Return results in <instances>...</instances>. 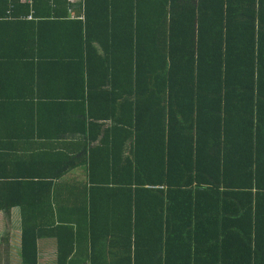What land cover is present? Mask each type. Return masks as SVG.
Wrapping results in <instances>:
<instances>
[{
    "label": "trees",
    "instance_id": "trees-1",
    "mask_svg": "<svg viewBox=\"0 0 264 264\" xmlns=\"http://www.w3.org/2000/svg\"><path fill=\"white\" fill-rule=\"evenodd\" d=\"M5 89L24 94L0 173L21 264L42 235L56 264H264V0H0Z\"/></svg>",
    "mask_w": 264,
    "mask_h": 264
},
{
    "label": "crops",
    "instance_id": "crops-1",
    "mask_svg": "<svg viewBox=\"0 0 264 264\" xmlns=\"http://www.w3.org/2000/svg\"><path fill=\"white\" fill-rule=\"evenodd\" d=\"M79 0H70V2L75 3ZM74 16V15H73ZM24 94L22 92H18V90L10 91L5 89L4 92H0V97L11 98L10 101L0 100V113H2L3 117L0 119V146H3V154L4 156H0V164L2 168L0 173L10 169L6 166H3V162L6 163V158H14L18 160L20 155L23 157L25 142L23 140V128L21 125L17 123H13L7 121L8 115L13 113H17V115L23 121V109L24 104L21 98ZM47 95L46 93L43 96ZM46 97V96H45ZM17 98V99H14ZM45 100L36 101L39 103L40 107H42L43 102ZM47 100L45 102H49ZM47 113L52 114L51 107L47 103ZM53 115V114H52ZM66 138L63 141H56L58 144H62L64 146H69L71 144L70 135H66ZM32 142V141H30ZM45 147L48 149L55 147V141L52 139L50 141H44ZM34 144V145H33ZM40 144V142H33L28 148L32 151L33 148L37 147L35 145ZM6 146H13L11 148H5ZM78 171L80 173H78ZM85 179V173L82 168H74L64 174L61 179L58 180V183H70L74 182H82ZM55 194H60L61 201H56L53 199ZM68 191L65 190V186L62 188L59 187V184L53 183L49 188L44 189L43 193V203H47L46 208L47 211H43L41 217V222L45 227H53V221L49 220V208L48 205H51V212L53 213L54 209L61 204H66L65 199L68 198ZM48 212V213H47ZM21 234H22V221L20 217V208L16 207L11 210L10 220L5 221L2 213L0 212V264H10V257H17L18 263L21 264L20 260V249H21ZM37 264H56V248L54 239L42 235L41 238L37 240Z\"/></svg>",
    "mask_w": 264,
    "mask_h": 264
},
{
    "label": "rangeland",
    "instance_id": "rangeland-1",
    "mask_svg": "<svg viewBox=\"0 0 264 264\" xmlns=\"http://www.w3.org/2000/svg\"><path fill=\"white\" fill-rule=\"evenodd\" d=\"M78 173H80V172L78 171ZM8 259H10V264H19L18 263V258L16 256L15 257H10Z\"/></svg>",
    "mask_w": 264,
    "mask_h": 264
},
{
    "label": "built area",
    "instance_id": "built-area-1",
    "mask_svg": "<svg viewBox=\"0 0 264 264\" xmlns=\"http://www.w3.org/2000/svg\"><path fill=\"white\" fill-rule=\"evenodd\" d=\"M28 19H30V17Z\"/></svg>",
    "mask_w": 264,
    "mask_h": 264
}]
</instances>
